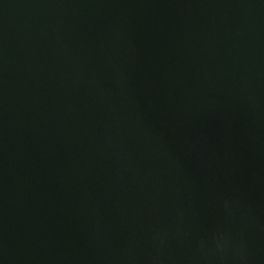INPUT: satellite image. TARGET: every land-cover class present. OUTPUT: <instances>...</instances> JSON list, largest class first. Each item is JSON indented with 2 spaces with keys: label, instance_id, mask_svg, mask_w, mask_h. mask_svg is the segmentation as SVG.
Returning a JSON list of instances; mask_svg holds the SVG:
<instances>
[{
  "label": "water",
  "instance_id": "water-1",
  "mask_svg": "<svg viewBox=\"0 0 264 264\" xmlns=\"http://www.w3.org/2000/svg\"><path fill=\"white\" fill-rule=\"evenodd\" d=\"M0 264H264V0H0Z\"/></svg>",
  "mask_w": 264,
  "mask_h": 264
}]
</instances>
